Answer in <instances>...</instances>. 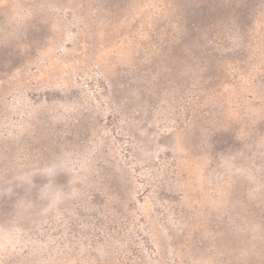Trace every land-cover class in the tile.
Wrapping results in <instances>:
<instances>
[{
  "label": "rangeland",
  "instance_id": "374dc122",
  "mask_svg": "<svg viewBox=\"0 0 264 264\" xmlns=\"http://www.w3.org/2000/svg\"><path fill=\"white\" fill-rule=\"evenodd\" d=\"M0 264H264V0H0Z\"/></svg>",
  "mask_w": 264,
  "mask_h": 264
}]
</instances>
